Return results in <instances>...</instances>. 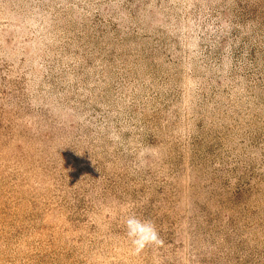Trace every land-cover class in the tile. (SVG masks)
Instances as JSON below:
<instances>
[{"label": "rangeland", "instance_id": "obj_1", "mask_svg": "<svg viewBox=\"0 0 264 264\" xmlns=\"http://www.w3.org/2000/svg\"><path fill=\"white\" fill-rule=\"evenodd\" d=\"M0 264H264V0H0Z\"/></svg>", "mask_w": 264, "mask_h": 264}, {"label": "clouds", "instance_id": "obj_2", "mask_svg": "<svg viewBox=\"0 0 264 264\" xmlns=\"http://www.w3.org/2000/svg\"><path fill=\"white\" fill-rule=\"evenodd\" d=\"M124 226L127 239L137 253L149 245L160 243L156 226L151 220H142L131 214L125 218Z\"/></svg>", "mask_w": 264, "mask_h": 264}]
</instances>
